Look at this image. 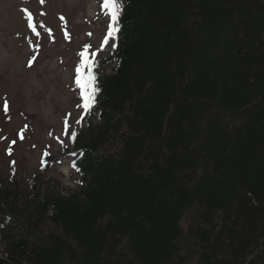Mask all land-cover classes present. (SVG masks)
Here are the masks:
<instances>
[{
  "label": "trees",
  "instance_id": "16d2710c",
  "mask_svg": "<svg viewBox=\"0 0 264 264\" xmlns=\"http://www.w3.org/2000/svg\"><path fill=\"white\" fill-rule=\"evenodd\" d=\"M81 75L84 125L0 176V264H264V0H121Z\"/></svg>",
  "mask_w": 264,
  "mask_h": 264
},
{
  "label": "rangeland",
  "instance_id": "374dc122",
  "mask_svg": "<svg viewBox=\"0 0 264 264\" xmlns=\"http://www.w3.org/2000/svg\"><path fill=\"white\" fill-rule=\"evenodd\" d=\"M103 2L0 0L2 178L15 176L27 184L43 152L59 154V143H67L70 130L84 125L74 77L82 60L109 56L112 20ZM45 176L58 180L61 188L74 185L65 159Z\"/></svg>",
  "mask_w": 264,
  "mask_h": 264
},
{
  "label": "snow or ice",
  "instance_id": "6c2138e0",
  "mask_svg": "<svg viewBox=\"0 0 264 264\" xmlns=\"http://www.w3.org/2000/svg\"><path fill=\"white\" fill-rule=\"evenodd\" d=\"M102 7L108 9V14L111 16L112 23L109 24V32L108 35H111L115 30V21L117 20L118 11L121 7V0H104ZM88 47V46H85ZM83 57L84 53H80ZM31 64V60L29 61ZM86 63V61L82 60L81 65L77 67L76 72V83L81 89V97L83 99V107L89 108L91 103H94V95L90 90L92 84V77L88 75L87 77L81 75V67ZM4 109L7 111V101L5 100ZM79 123V121H77ZM75 135V133H73Z\"/></svg>",
  "mask_w": 264,
  "mask_h": 264
}]
</instances>
